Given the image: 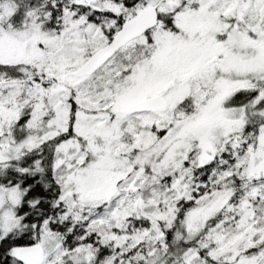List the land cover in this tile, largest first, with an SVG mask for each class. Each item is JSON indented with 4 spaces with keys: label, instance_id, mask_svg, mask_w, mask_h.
I'll use <instances>...</instances> for the list:
<instances>
[{
    "label": "snow or ice",
    "instance_id": "1",
    "mask_svg": "<svg viewBox=\"0 0 264 264\" xmlns=\"http://www.w3.org/2000/svg\"><path fill=\"white\" fill-rule=\"evenodd\" d=\"M0 264H264V0H0Z\"/></svg>",
    "mask_w": 264,
    "mask_h": 264
}]
</instances>
